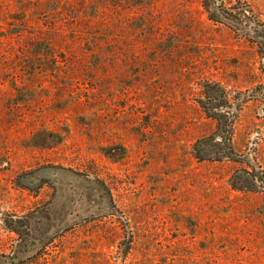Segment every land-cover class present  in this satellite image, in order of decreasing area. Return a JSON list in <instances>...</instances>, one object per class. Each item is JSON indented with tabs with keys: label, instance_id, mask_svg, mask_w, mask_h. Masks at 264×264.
Wrapping results in <instances>:
<instances>
[{
	"label": "rangeland",
	"instance_id": "374dc122",
	"mask_svg": "<svg viewBox=\"0 0 264 264\" xmlns=\"http://www.w3.org/2000/svg\"><path fill=\"white\" fill-rule=\"evenodd\" d=\"M263 34L264 0H0V264H264Z\"/></svg>",
	"mask_w": 264,
	"mask_h": 264
},
{
	"label": "trees",
	"instance_id": "16d2710c",
	"mask_svg": "<svg viewBox=\"0 0 264 264\" xmlns=\"http://www.w3.org/2000/svg\"><path fill=\"white\" fill-rule=\"evenodd\" d=\"M205 11L208 14V18L209 20L213 21V22H218V20H216V18L213 17V14H211L210 8L208 5H205ZM246 9L241 8L240 10H238V14L240 16H246ZM229 21H233V18H229ZM262 37L264 38V34L262 35ZM200 98H199V105L200 108L202 109V111L209 117H211L210 119L215 120L216 122L218 121L219 118H215L216 114L214 112H210V109H214L215 106H213V102L212 101H216L217 98H213L211 95H209V90L207 87L202 86L201 92H200ZM225 101L227 102V97H225ZM234 126V121H230L229 122V127L233 128ZM229 145L232 144V138L231 136L227 139L226 141ZM257 181L259 183V188L264 192V173L261 174V176L259 178H257Z\"/></svg>",
	"mask_w": 264,
	"mask_h": 264
}]
</instances>
